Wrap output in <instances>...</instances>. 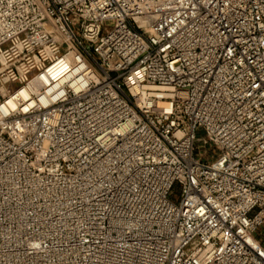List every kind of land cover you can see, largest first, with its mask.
<instances>
[{
	"label": "built area",
	"instance_id": "1",
	"mask_svg": "<svg viewBox=\"0 0 264 264\" xmlns=\"http://www.w3.org/2000/svg\"><path fill=\"white\" fill-rule=\"evenodd\" d=\"M0 264H264V0H0Z\"/></svg>",
	"mask_w": 264,
	"mask_h": 264
}]
</instances>
